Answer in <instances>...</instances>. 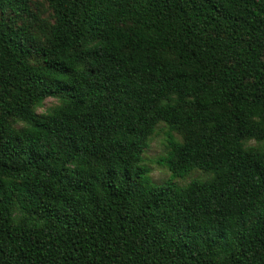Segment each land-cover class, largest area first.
I'll list each match as a JSON object with an SVG mask.
<instances>
[{"label":"trees","instance_id":"obj_1","mask_svg":"<svg viewBox=\"0 0 264 264\" xmlns=\"http://www.w3.org/2000/svg\"><path fill=\"white\" fill-rule=\"evenodd\" d=\"M41 2L0 0V264H264V0ZM159 123L204 179L150 183Z\"/></svg>","mask_w":264,"mask_h":264},{"label":"rangeland","instance_id":"obj_2","mask_svg":"<svg viewBox=\"0 0 264 264\" xmlns=\"http://www.w3.org/2000/svg\"><path fill=\"white\" fill-rule=\"evenodd\" d=\"M32 2L35 5H32L33 12H35L40 19L48 20L50 11L47 9L46 5L42 3L41 0H32ZM55 104H57L56 99L47 98L43 102V105L37 109V113L42 114ZM21 126V124L18 125V127ZM168 133L166 126L163 123H159L148 141V147L142 154V161L140 164L148 170L147 176L150 183L154 185L181 187L187 185L193 179H204L206 176L200 171H192L183 178H172L167 168L158 163V160L166 153ZM171 135L179 140L177 134L171 132ZM251 144L253 143L251 142Z\"/></svg>","mask_w":264,"mask_h":264}]
</instances>
